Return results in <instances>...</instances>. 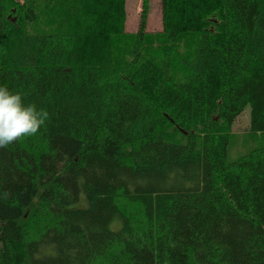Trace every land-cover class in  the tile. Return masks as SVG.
<instances>
[{"label":"trees","instance_id":"1","mask_svg":"<svg viewBox=\"0 0 264 264\" xmlns=\"http://www.w3.org/2000/svg\"><path fill=\"white\" fill-rule=\"evenodd\" d=\"M147 2L129 35L125 0H0V85L50 114L0 148V264H264V147L228 157L264 0H162L155 48Z\"/></svg>","mask_w":264,"mask_h":264},{"label":"rangeland","instance_id":"2","mask_svg":"<svg viewBox=\"0 0 264 264\" xmlns=\"http://www.w3.org/2000/svg\"><path fill=\"white\" fill-rule=\"evenodd\" d=\"M145 0H125L124 3V16L125 25L124 31L127 34H134L138 30L141 12ZM149 15L147 23V31L151 35L149 37L148 44L151 48L157 46L156 35L162 31V0H148ZM14 22V21H13ZM16 22V21H15ZM195 38L188 35L179 44L180 48L177 51V55H174L173 63V76L177 81H181L185 75V67L180 61L178 56L193 55L195 51ZM124 52L128 51V42L125 43ZM264 147V133H253L251 132L250 125V107H247L244 112L238 117L233 123L232 135L230 145L228 147V157L230 161L238 159L243 154L247 153L251 149ZM138 211V210H137ZM140 227L145 226L144 216H138V222Z\"/></svg>","mask_w":264,"mask_h":264},{"label":"clouds","instance_id":"3","mask_svg":"<svg viewBox=\"0 0 264 264\" xmlns=\"http://www.w3.org/2000/svg\"><path fill=\"white\" fill-rule=\"evenodd\" d=\"M49 112L35 102L25 103L24 94L0 85V148H7L22 138L38 134ZM7 198V193L4 194Z\"/></svg>","mask_w":264,"mask_h":264},{"label":"water","instance_id":"4","mask_svg":"<svg viewBox=\"0 0 264 264\" xmlns=\"http://www.w3.org/2000/svg\"><path fill=\"white\" fill-rule=\"evenodd\" d=\"M16 21V19H14V22Z\"/></svg>","mask_w":264,"mask_h":264}]
</instances>
